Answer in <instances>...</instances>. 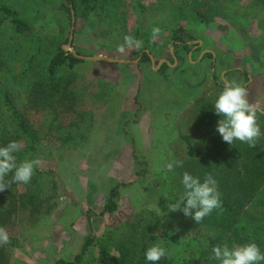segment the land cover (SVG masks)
<instances>
[{"label":"rangeland","instance_id":"1","mask_svg":"<svg viewBox=\"0 0 264 264\" xmlns=\"http://www.w3.org/2000/svg\"><path fill=\"white\" fill-rule=\"evenodd\" d=\"M73 1L71 25L64 0H0V8L33 23L18 34L0 10V90L25 118L35 139L32 159L41 160L39 172L27 184L13 183L5 202L0 227L10 243L0 246V264L72 261L86 239L93 244L80 264H99V245L114 256L125 249L133 262L157 242L176 264L189 257L219 264L212 248L225 242H255L264 253V114L256 147L236 140L230 148L216 131L221 117L213 106L223 81L235 79L264 109V0ZM152 27L161 29L155 41ZM71 28L78 54L135 63L81 61L50 77L49 61ZM178 29L187 48L173 46ZM126 35L142 48L118 52ZM171 47L175 64L157 68ZM146 52L153 65L139 58ZM41 79L54 89L36 109L30 94ZM0 115L9 120L1 99ZM18 142L26 159L28 143ZM175 161L183 167L167 171ZM185 171L201 182L206 174L216 179L222 214L215 210L197 224L168 210L184 192ZM118 183L116 211L100 216Z\"/></svg>","mask_w":264,"mask_h":264},{"label":"clouds","instance_id":"2","mask_svg":"<svg viewBox=\"0 0 264 264\" xmlns=\"http://www.w3.org/2000/svg\"><path fill=\"white\" fill-rule=\"evenodd\" d=\"M160 34L159 27H152L150 39L155 41ZM142 46V40L126 35L123 44L117 47V51L124 53L126 48L139 50ZM248 97L249 92L246 85L235 79L224 80L222 91L214 102L215 114L221 117L217 122L216 131L229 145L238 140L255 148L262 136L258 113L264 114V109H261L258 104L251 103ZM21 148L22 145L18 141H11L6 146L0 147V192L10 188L13 183H29L36 168L41 164L39 158L26 159L17 163L14 154ZM165 167L171 172L174 167H183V161L170 162ZM10 173L12 174L11 179L6 181L5 178ZM181 182L184 192L177 202L168 204L170 212L180 211L186 217H191L197 224L215 210L223 213L217 181L211 174H206L201 182L199 177H194L185 171ZM9 243L8 231L0 227V246ZM212 252L213 258L219 264H261L264 262V253L255 242L232 246L225 242L214 246ZM166 255L167 249L158 242L150 245L145 251V258L151 264H157Z\"/></svg>","mask_w":264,"mask_h":264},{"label":"trees","instance_id":"3","mask_svg":"<svg viewBox=\"0 0 264 264\" xmlns=\"http://www.w3.org/2000/svg\"><path fill=\"white\" fill-rule=\"evenodd\" d=\"M66 1V3L70 6V7H66V6H62V9H64L66 12L69 13L70 16V9H74L75 4L73 0H64ZM204 2V0H194V3L196 5L197 2ZM0 10L6 15L5 17L9 20V22L11 23L13 29L18 33V34H23L28 32L29 30L32 29L33 23L32 22H28L25 20H22L20 18H18L16 16V14L12 13V11L6 7H1ZM71 23V20H70ZM72 25V23H71ZM140 28H142V25L140 26ZM182 31L180 29L175 30L172 32V41H173V46H177V45H181L185 48H187V44L183 41L182 39ZM210 54H208L209 56ZM145 57V59L149 60L148 56L146 54L143 55ZM167 61L172 64L173 63V56L168 54L167 55ZM81 62V60L75 59L74 57H72L69 53L65 54L61 48H59L58 52L52 57V59L49 61L48 64V70L47 73L50 77H53L56 75L58 69L66 64H68L69 67H73L75 64ZM260 64L261 66H264V59L260 60ZM168 66H166V63L162 64V68H166ZM50 84V83H49ZM46 84L43 83L42 79L35 82L34 86H36L35 88H33L31 91V98H30V103L32 104L31 107L36 109L38 108V104L42 103L41 102V98L42 95L45 94H49L53 88V84ZM33 86V87H34ZM0 99L2 101V106L5 109V112L8 114L9 116V120H7L5 117V121L3 119V116L0 115V147L6 146L9 142L11 141H18L20 138H24L26 140V142L28 143V151L25 153V155L23 156V158L25 156H28L26 159L31 160L33 158V151H34V143H35V139L33 137V134L31 133V131L29 130V128L27 127L26 124V120L25 118H23L22 116H20L17 112V110L15 109V107L13 106V104L11 103L8 95L6 94V92H4V90H0ZM14 130V132H10L12 130ZM186 144L187 147V154L188 156H193V147L191 145V142L189 141L188 137L186 136H181L180 137ZM227 145L232 148L231 145H229L227 143ZM29 152V153H28ZM17 158V163L26 160V159H20L19 158V153H15L14 154ZM22 156V155H21ZM134 159H136V157L134 156ZM38 170H35V173H38ZM12 174L10 173L5 179L6 181L11 179ZM13 185L6 189L3 192H0V219L6 209L7 206H5V202H8L12 195L14 194V189H13ZM120 186H122V184H116L114 187H112L106 197L105 200V204L102 208V210L100 211V216H103L106 213H113L116 211L117 209V199H118V195H119V188ZM204 238H206L208 241L211 242V240L207 237L204 236ZM93 244V240L92 239H86L84 245L81 248V252L76 255L72 261H63V260H58L56 261L55 264H80L81 262V258L84 255V253H86V251L88 250L89 246ZM167 249L166 246H163ZM98 262L99 264H151V262L147 261L146 259H143L141 261H131L129 259V253L127 252V250L122 249V253L120 256H114L111 255L105 246L103 245H99L98 246ZM264 263V262H263ZM157 264H176L168 255V251H167V255L165 258H162L159 262H157ZM181 264H204V262L200 259V258H193V257H189V258H185Z\"/></svg>","mask_w":264,"mask_h":264},{"label":"water","instance_id":"4","mask_svg":"<svg viewBox=\"0 0 264 264\" xmlns=\"http://www.w3.org/2000/svg\"><path fill=\"white\" fill-rule=\"evenodd\" d=\"M70 7V6H69ZM70 19H71V23H73L74 20V12L72 9H70ZM72 28L68 37V41L67 44L63 47H61V50L67 54L69 53L72 57H74L75 59L81 60V61H88V62H100V63H107V64H132L135 63L133 61H129V60H123V59H114V58H109V57H104V56H83L78 54L72 47H71V41H72ZM200 44V43H199ZM172 50L173 47L170 48L169 53L172 54ZM209 51H204L202 52V55L204 53H207ZM200 55V56H202ZM213 55V54H212ZM214 56V55H213ZM200 58V57H199ZM149 59L151 60V64L153 65V59L151 56H149ZM165 63H168L167 61H164ZM161 63L157 64V68L159 67ZM175 64V61H174Z\"/></svg>","mask_w":264,"mask_h":264},{"label":"flooded vegetation","instance_id":"5","mask_svg":"<svg viewBox=\"0 0 264 264\" xmlns=\"http://www.w3.org/2000/svg\"><path fill=\"white\" fill-rule=\"evenodd\" d=\"M197 46V45H196ZM196 46H194V47H196ZM147 56H148V58H149V54H148V52H146L145 53ZM170 55H172V54H170ZM173 56V55H172ZM139 58H145V57H143L142 55L141 56H139ZM200 58H201V56H200ZM164 61H167V59H164V60H161V61H159L158 63H161V64H163V63H165ZM175 61V58L173 57V62ZM149 62H151V60L149 59ZM157 63V64H158Z\"/></svg>","mask_w":264,"mask_h":264}]
</instances>
